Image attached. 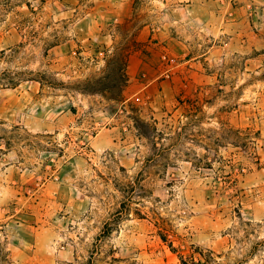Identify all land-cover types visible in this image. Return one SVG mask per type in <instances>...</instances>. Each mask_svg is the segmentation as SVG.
I'll return each instance as SVG.
<instances>
[{
	"label": "rangeland",
	"instance_id": "rangeland-1",
	"mask_svg": "<svg viewBox=\"0 0 264 264\" xmlns=\"http://www.w3.org/2000/svg\"><path fill=\"white\" fill-rule=\"evenodd\" d=\"M0 264H264V0H0Z\"/></svg>",
	"mask_w": 264,
	"mask_h": 264
},
{
	"label": "trees",
	"instance_id": "trees-1",
	"mask_svg": "<svg viewBox=\"0 0 264 264\" xmlns=\"http://www.w3.org/2000/svg\"><path fill=\"white\" fill-rule=\"evenodd\" d=\"M112 61L117 62V71L119 73V81H120V89L119 93H123L124 89L127 86V75H126V68L128 63V55L120 56L116 60H110L106 62V66L109 65ZM119 61V62H118ZM39 83H44L43 81H38ZM84 83H86L85 88L79 89L78 92L85 93V94H94V93H100L101 91H97L96 89H93L94 87L90 84V80H86ZM140 130V129H139ZM141 135L146 136L147 138L149 135L147 133H144L143 131H140Z\"/></svg>",
	"mask_w": 264,
	"mask_h": 264
},
{
	"label": "crops",
	"instance_id": "crops-1",
	"mask_svg": "<svg viewBox=\"0 0 264 264\" xmlns=\"http://www.w3.org/2000/svg\"><path fill=\"white\" fill-rule=\"evenodd\" d=\"M177 19H173V23H177ZM140 59L136 54L130 55L128 58V63H127V74L129 76V79L134 78L136 75V68L140 66L139 64Z\"/></svg>",
	"mask_w": 264,
	"mask_h": 264
}]
</instances>
